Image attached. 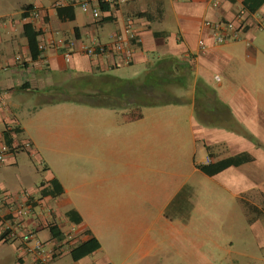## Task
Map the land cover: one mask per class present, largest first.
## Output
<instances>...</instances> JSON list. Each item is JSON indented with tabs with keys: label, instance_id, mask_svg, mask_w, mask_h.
<instances>
[{
	"label": "crops",
	"instance_id": "1",
	"mask_svg": "<svg viewBox=\"0 0 264 264\" xmlns=\"http://www.w3.org/2000/svg\"><path fill=\"white\" fill-rule=\"evenodd\" d=\"M81 1L0 0V148L7 130H20L12 131L15 150L8 147L0 162V193L9 196L0 210V264L33 263L22 238L28 232L44 243L48 264H242L254 258L251 246L264 248V60L249 30L264 27V0H118L98 18ZM34 8L37 18L30 16ZM241 10L237 45L214 44L207 22L237 20ZM128 25L140 39L132 41L129 62L125 53L83 51V45H111ZM35 31L38 46L59 36L74 40L70 60L55 48L33 57L27 35ZM125 65L143 73H112ZM142 75L151 84L146 98L105 97L112 84ZM89 90L109 105L160 98L179 105L173 113H147L144 156L133 157L138 147L123 155L115 146L96 166H71L74 173L96 174L97 200L88 189L91 178L65 183L48 164L39 184L27 182L17 147L36 145L18 137L26 127L15 108L37 93L70 99ZM218 163L213 174L200 167ZM54 179L64 188L59 195L46 192ZM67 185L80 191L77 199ZM24 206L31 211L20 213ZM69 210L76 211L73 218ZM91 238L100 248L74 258L73 250Z\"/></svg>",
	"mask_w": 264,
	"mask_h": 264
},
{
	"label": "rangeland",
	"instance_id": "2",
	"mask_svg": "<svg viewBox=\"0 0 264 264\" xmlns=\"http://www.w3.org/2000/svg\"><path fill=\"white\" fill-rule=\"evenodd\" d=\"M249 33L254 39V47L260 53L259 60H264V27L256 28L254 26L249 30ZM227 42L237 45L233 43L236 42L233 40ZM242 42L246 46V42ZM112 73L122 78H135L140 76L143 71L125 65ZM70 94L73 95L74 91L71 90ZM58 95L60 94L57 92H51L45 96L37 93L32 98L28 97L29 102L25 101L14 110L23 126L26 127L25 133L19 134L18 137L22 140L29 138L36 145V149L31 145L16 153L21 167L20 173L24 175L22 177L27 182L39 184L45 174L44 167L48 164L65 183L78 178L84 184L85 179H88L86 178L87 173H74L71 166L73 164L76 166L94 164L96 166L97 163L100 164L103 161L106 152L115 146L123 149V155L129 154L131 149L136 153L135 147H138L139 150L133 157L138 159L137 156H144L147 153L144 147L147 145V113H167L169 112L168 108H171L170 112L173 113L172 108L179 105L163 103L162 101L167 100L162 98L158 100H121L122 103H129L126 105H120L116 100H112L116 103L112 102L114 105H109L101 102L104 100L99 98L105 95L98 94L93 90H89L86 95L83 94L82 98L66 99ZM140 96L146 98L145 94H132L129 97ZM107 101L110 102V100ZM103 147H105V152ZM200 158L201 155H199ZM111 172L117 175L116 172L112 170ZM89 178H91L88 179L91 181L88 186V189H91L89 192L97 200L99 198L97 186H92L96 174H91ZM15 181L18 179L13 181L11 178L12 183ZM15 183V185L18 184ZM67 187V193L72 194L74 199L80 196L78 189L74 191L71 186L67 185ZM102 193L104 192L102 191ZM254 219H257V216L252 213L251 222ZM255 231L258 232V229ZM250 252L256 256L245 260L242 264H264V261L260 259L264 255V248L257 249L251 246Z\"/></svg>",
	"mask_w": 264,
	"mask_h": 264
},
{
	"label": "built area",
	"instance_id": "3",
	"mask_svg": "<svg viewBox=\"0 0 264 264\" xmlns=\"http://www.w3.org/2000/svg\"><path fill=\"white\" fill-rule=\"evenodd\" d=\"M66 1V0H65ZM118 0H83L79 2V5L84 11H91L93 16L98 18L101 15V4H109L115 5ZM244 10H241L237 15V20H232L226 22L224 24L217 23L212 24V22L208 21L207 24L212 26V42L214 44H223L230 40H237L239 38V28L236 26V22L238 19L242 17ZM40 12L38 9L34 8L30 11V16L33 18L39 17ZM140 39L137 37L135 32L132 30L131 25H128L123 32H119L114 36L111 45L102 44V43H94L92 45H83V51L89 56H96L105 54L107 51H116L120 53H125L126 60L129 62L134 48L132 41H139ZM199 44L202 48L206 47V41L204 39L199 40ZM75 41L71 39H66L64 37H57L48 41V43L40 44L39 48L41 51H45L48 48H55L61 50L66 58V60H70L72 50L74 49ZM25 147L30 146L29 142H25ZM8 151L7 145H3L0 148V162L4 160L5 154ZM5 193H0V210L2 207L7 205L9 196L4 195ZM20 213L27 214L31 211L30 207L24 206L19 209ZM12 235L16 233L14 230L11 231ZM23 241L27 244V248L30 251H33V263L32 264H48L47 256L45 252L44 243L40 239H33V234L30 232L24 233ZM33 240V245H29V242Z\"/></svg>",
	"mask_w": 264,
	"mask_h": 264
},
{
	"label": "trees",
	"instance_id": "4",
	"mask_svg": "<svg viewBox=\"0 0 264 264\" xmlns=\"http://www.w3.org/2000/svg\"><path fill=\"white\" fill-rule=\"evenodd\" d=\"M110 8L109 4H101V11L102 10H108ZM64 8H58V14L59 16H63V10ZM26 30H28V27H26ZM39 35L38 31H35L32 34H28V40H29V46H30V50L32 53L33 57H37L39 55L40 52H42L39 48V46L36 43L37 40V36ZM145 77L139 78V79H132V80H124L122 82H117L116 85L114 86V84H112V88L110 89V91L106 92L105 95L106 96H111L114 94L116 95H120V96H124V95H132V94H145L146 95V89L151 86V84H147V82L144 80ZM98 94H101L100 92L96 91ZM87 93H85L86 95ZM103 95V94H101ZM114 105V104H113ZM12 131H17L20 132L19 128H16ZM12 131L11 130H7L4 133V138H5V143L7 145V147H10L11 150H15L14 147H12ZM25 144L23 145H19L17 147L18 150H24L25 148ZM9 150V148H8ZM221 164L218 163L217 165H214L213 167H208L207 165H202L200 166L201 169H203L205 172H207L208 174H213L215 171H217V169L219 168ZM52 186L51 188H49L46 192L47 193H51L54 195H59L61 193L64 192V188L63 186L60 184V182L57 179H54L52 181ZM74 213H76L75 210H69L67 212V217L69 218H73ZM81 217L79 216L76 221H80ZM100 248V243L98 242V240L96 238H91L87 241H85L83 244H81L80 246H78L77 248H75L73 250V257L74 258H78L82 255H86L92 251H95L97 249Z\"/></svg>",
	"mask_w": 264,
	"mask_h": 264
}]
</instances>
